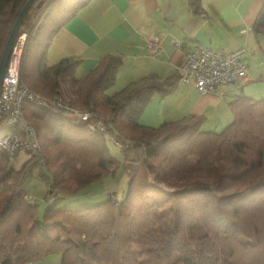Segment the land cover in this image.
<instances>
[{"label":"trees","instance_id":"obj_1","mask_svg":"<svg viewBox=\"0 0 264 264\" xmlns=\"http://www.w3.org/2000/svg\"><path fill=\"white\" fill-rule=\"evenodd\" d=\"M88 1L36 0L22 19V84L46 98L65 91L91 118L23 103L39 147L19 167L0 150V264H32L54 252L59 264H264V98L237 96L221 131L203 129L196 116L142 125L151 97L172 91L180 72L148 74L108 94L121 57L103 56L82 77L74 58L45 61L54 33ZM25 2L0 0V56ZM187 2L201 12L202 0ZM253 30L264 33V7ZM119 164L128 176L121 199L112 193L92 205L58 206ZM34 174L48 182L42 216L24 188Z\"/></svg>","mask_w":264,"mask_h":264},{"label":"crops","instance_id":"obj_2","mask_svg":"<svg viewBox=\"0 0 264 264\" xmlns=\"http://www.w3.org/2000/svg\"><path fill=\"white\" fill-rule=\"evenodd\" d=\"M262 7L264 0H202L201 12L194 13L187 0H89L54 33L45 61L74 58V75L82 77L113 54L122 58L114 82L123 87L148 74H177L195 45L225 52L243 48L246 78L207 94L178 81L169 93L154 94L139 115L151 127L196 116L203 129L215 131L232 121L230 103L237 96L264 98V33L253 30ZM149 38L160 44L155 54L148 52Z\"/></svg>","mask_w":264,"mask_h":264},{"label":"built area","instance_id":"obj_3","mask_svg":"<svg viewBox=\"0 0 264 264\" xmlns=\"http://www.w3.org/2000/svg\"><path fill=\"white\" fill-rule=\"evenodd\" d=\"M25 37L23 32L17 35L0 84V150L11 156L21 151L36 152L39 147L35 128L24 118V102L50 108L71 120L86 121L91 118V112L81 110L61 95L42 97L22 84L20 59ZM174 45L180 46L179 41H175ZM147 49L149 53L155 54L160 44L155 38H149ZM243 56V48L225 52L195 45L185 52L179 70V82L189 84L200 94L210 93L218 86L247 77ZM96 126L103 129L98 123Z\"/></svg>","mask_w":264,"mask_h":264},{"label":"rangeland","instance_id":"obj_4","mask_svg":"<svg viewBox=\"0 0 264 264\" xmlns=\"http://www.w3.org/2000/svg\"><path fill=\"white\" fill-rule=\"evenodd\" d=\"M121 87L122 86L117 81H115L106 89V93H113L114 91L119 90ZM63 94L66 99H70L65 91ZM220 129L215 131H221ZM107 146L111 156L121 161L122 155L119 145L112 139H108ZM48 147L50 148V146ZM15 156L16 157L12 160V162L16 167H19L25 159L31 157L29 153L23 151L19 152ZM119 165L120 166L115 170L114 173L106 174L102 178L81 187L77 192L69 195L68 197L60 199L58 206L78 208L92 205L104 201L108 198V195L112 193L115 195L116 199H121L127 189L128 176L122 169L121 164ZM24 188L30 199H33V201L37 203L38 214L42 216L43 211L48 204L47 201L43 199L48 191V182L42 177V175L34 174L25 181ZM60 259L61 254L54 252L45 255L42 259L35 260L32 264H59Z\"/></svg>","mask_w":264,"mask_h":264},{"label":"water","instance_id":"obj_5","mask_svg":"<svg viewBox=\"0 0 264 264\" xmlns=\"http://www.w3.org/2000/svg\"><path fill=\"white\" fill-rule=\"evenodd\" d=\"M35 1L36 0H26L25 4L21 8V10H20L17 18L15 19V21L12 25V28L9 32V35L7 37V40L5 42L4 48H3L1 56H0V84H1V81L3 79L5 67L7 65V62H8L11 50H12V46H13L14 41L18 35V31H19L22 19H23L25 13L27 12V10L29 9V7ZM42 3H43V0H39V2L37 3V6L41 5Z\"/></svg>","mask_w":264,"mask_h":264}]
</instances>
